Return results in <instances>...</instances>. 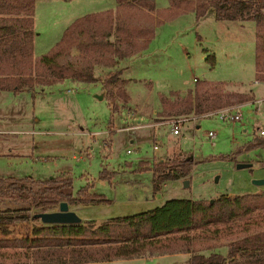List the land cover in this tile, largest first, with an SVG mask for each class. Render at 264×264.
<instances>
[{
	"label": "rangeland",
	"instance_id": "obj_1",
	"mask_svg": "<svg viewBox=\"0 0 264 264\" xmlns=\"http://www.w3.org/2000/svg\"><path fill=\"white\" fill-rule=\"evenodd\" d=\"M156 3L158 8L169 6V0H156ZM108 6L110 0H36L37 31L41 32L36 53L50 50L61 38L69 18ZM186 13L158 24V36L147 48L154 51L129 60L128 64L132 63L129 76L138 78L133 82L137 97L124 108L133 111L139 105L151 113L154 107H162L160 94L194 87L195 76L214 81L232 79L226 88L255 93L253 99L239 102L243 103L241 120H224L216 113L198 120L186 119L180 135H174L167 132L169 126L156 122L185 115L163 117L159 112L160 117L146 116L139 123L134 118L136 113L130 112L133 120L122 117L119 111L113 114L100 80L61 81L44 91L2 90L0 176L32 175L38 179L71 176L75 191L94 181L93 190L104 193L111 201L75 203L70 208L83 220L94 219L96 224L112 216L132 214L145 206L160 205L167 198L214 199L226 192L234 195L264 189V183L254 182L264 179V144L243 149L236 158L222 157L253 142L256 136H261L259 128L264 126V103L259 105L255 101L264 97V82L255 80L256 32L217 31L213 7L197 21L196 16L193 19ZM208 54L215 55L213 64L206 60ZM100 69L97 76L103 74ZM68 88L74 91L67 92ZM234 104L237 103L231 105ZM137 124L143 126L135 132L125 128ZM209 130L216 133L213 139L208 135ZM178 155H191L200 160L187 177L189 184L185 185V178L169 180L159 195H154L153 172L145 167ZM238 162L252 165L239 168ZM104 168L115 174L102 178L100 172ZM8 198L14 197L0 196V205ZM259 228H264V222L254 225L252 230ZM234 233L232 236L222 233L220 239L212 236L189 244L177 233L163 238L165 244L153 248V253L162 254L149 258L104 259L109 246L98 243L33 248L32 257L21 260L32 264L35 261L39 264H190L191 252L187 251L216 242L217 248L225 252L227 243L239 234ZM176 251L182 252L166 254ZM147 253L148 250L144 255Z\"/></svg>",
	"mask_w": 264,
	"mask_h": 264
},
{
	"label": "trees",
	"instance_id": "obj_2",
	"mask_svg": "<svg viewBox=\"0 0 264 264\" xmlns=\"http://www.w3.org/2000/svg\"><path fill=\"white\" fill-rule=\"evenodd\" d=\"M115 1V8L90 11L75 18L49 51L35 56L36 0H0V89L44 91L66 79L100 80L112 113L122 112L131 96L120 60L147 49L158 24L188 11L202 17L210 7L219 20L255 21V76L264 81V0H169L166 8H158L156 0ZM207 60L213 64L215 55L208 54ZM96 66L105 69L100 76L95 75ZM226 85L227 81L204 78L197 79L185 95L177 90L169 95L162 93L160 114L200 118L215 109L254 97V93L230 90ZM263 144L264 136H256L245 147L222 157L236 158L243 149ZM198 161L191 155H178L145 167L153 172V194L166 181L190 176ZM114 174L106 168L100 172L102 178ZM93 187L94 181H89L75 191L71 176L52 175L46 179L32 175L0 176V196L28 197L33 208V238H0V247L24 246L28 258L30 246L41 249L101 243L109 246L104 259L133 258L144 256L146 250L148 255L153 254L154 247L165 244L163 238L177 233L189 244L212 236L220 239L222 233L232 236L237 231L238 236L227 243L225 252L217 248L216 242L190 250V264H264V228L252 230L254 225L264 222V190L234 195L226 192L213 202L204 198H167L153 208L112 216L100 224L90 218L80 223H44L36 215L58 209L61 201L69 204L111 201ZM11 218L12 215L0 212V224ZM22 258L3 259L0 264H32Z\"/></svg>",
	"mask_w": 264,
	"mask_h": 264
},
{
	"label": "crops",
	"instance_id": "obj_3",
	"mask_svg": "<svg viewBox=\"0 0 264 264\" xmlns=\"http://www.w3.org/2000/svg\"><path fill=\"white\" fill-rule=\"evenodd\" d=\"M116 5H117V3H116L115 0H110V6L105 7L103 9H100V10H95V11H101V10H105V9H108V8H115ZM186 14H191L193 19L196 16L194 11H188ZM204 16H202V17H197L196 16L195 19L197 21V20L203 18ZM77 17H74V18H71V19L69 18V20H66L65 28ZM214 19H215V22H214L215 27H216V24L218 26L217 27L218 28L217 31H256V23H255L254 20H219L215 16H214ZM37 28L38 27H37L36 8H35V14H34V29L36 31V33L34 35V54H35V56L40 55V54L36 53L37 43H38V40H39V36L41 35V32L37 31ZM65 28H64V30H65ZM157 36H158V33L156 32V35H155V37L152 40L150 45L153 44V42L156 40ZM152 51H154L153 48H152V50H151V48L149 50L145 49V50H143V51H141V52H139V53H137V54H135V55H133L131 57H128V58L120 60L119 65L121 67H124V71H123L122 76L127 79L126 80V88H127V91L129 92V94L131 96L130 104L132 102H134L135 98L137 97V90H136L135 84L133 82H134V80H137L138 78L134 77V76H129V72L132 69V63L128 64V62H129V60L131 58H133L135 56H142L146 52L149 53V52H152ZM207 57H208V55H206V60H207ZM126 61H127V63H126ZM123 62H125V65H122ZM99 68H101L103 72L105 71V69L103 67L96 66V68H95V75L96 76H97V71H98ZM195 77L199 78L198 76H195ZM70 80H72V79H66L64 81H70ZM255 80H256V82H262V81L257 80V79H255ZM232 81H234V80L230 79L229 81H227V83L229 84ZM195 82L196 81L194 80V84H195ZM190 88H193V87L191 86ZM190 88H188V89H190ZM188 89H184V90L172 89V90H177V91L180 92L181 95H185L186 91ZM2 90L13 91L11 89H0V91H2ZM66 90H67V92H72L71 90H69V88L66 89ZM30 91H35V90L31 89ZM251 91H252V89H251ZM13 92H15V91H13ZM15 93H18V92H15ZM161 110H162V107H159V105H158V107H154L152 112L150 113V111L145 112L143 107H139V105H136V107H135V109H133V111H128V110H126L124 108L123 111L121 112V116L124 117V115H125L126 118L128 117L130 120H133L134 115H136V117H134L136 119V121L139 122V123H143L144 118L146 116L147 117L153 116V118H155L156 116L160 117L157 114ZM130 112L131 113H136V114H134L132 116V114ZM155 120H157V119H155ZM155 120H153V121H155ZM148 122L151 123V121H149V120H148ZM192 123H193V121H192ZM147 124H149V123H147ZM182 124H183V122L180 123V130H182V127H181ZM195 125L197 127L199 126V124L196 123V122H195ZM167 130H168L167 132H171L174 135H180V133H181V132L178 133V134L173 133L171 131L170 127ZM0 131H3V130H0ZM146 160H148V159H146ZM166 183H167V181L164 184H166ZM259 190L260 189H258L256 191H259ZM261 190H264V189H261ZM159 193H160V191L157 193L156 196H158ZM229 194L233 195L232 193H229ZM164 201L162 200V203ZM2 202H4V203H2L3 206L0 205V212L8 213L9 215H12V218L8 219V220H5V222L0 224V238H5V237H7V238L29 237L30 239H32L33 238V234H32L33 221L31 219V214H32L33 208H32L31 203H30V198H28V197H14V198L3 199ZM141 205L144 206L145 204H141ZM153 207H155V206H152V207H150V206L146 207L145 206V208H142L141 210H139L137 212H140V211L146 210V209H150V208H153ZM133 213H136V212H133ZM24 215H26V216H24ZM120 215H125V214H120ZM30 245H31V242H30ZM29 248L30 249H29L28 253L30 254V258H31L32 257V252H33V246H30ZM179 252H182V251L166 252V254L167 253H179ZM189 252L190 251H187V253H189ZM26 254H27V248L24 247V246H21V245L0 247V260L12 259V257H16V258L24 257L25 258ZM158 254H162V253H158ZM158 254L157 253H153L151 255H144V256H140V257L149 258V257H154L155 255H158ZM189 254L191 255V253H189ZM133 258H135V257H133ZM119 259H123V258H119ZM35 264H39V263L37 261H35Z\"/></svg>",
	"mask_w": 264,
	"mask_h": 264
},
{
	"label": "built area",
	"instance_id": "obj_4",
	"mask_svg": "<svg viewBox=\"0 0 264 264\" xmlns=\"http://www.w3.org/2000/svg\"><path fill=\"white\" fill-rule=\"evenodd\" d=\"M194 79L197 80V77H195ZM69 90L74 91V88H69ZM255 101H258V103L260 105V104L264 103V97L256 99ZM242 105H243V103H239V104L237 103L234 105H227V106L221 107L219 109H216L213 112H208L205 115L208 116V115H211L213 113H216L219 115L220 118H222L224 120H232L233 122H235V121L241 120V118H242ZM186 119L196 120L197 116L191 115L189 117H187V116H185V117H180V116L171 117V118H168L166 120L157 121L156 123H161L164 126H169L173 133L178 134L181 131L180 130V123L185 121ZM140 126H143V125L137 124L135 126H125V128L127 130H132L133 132H135L136 129L139 128ZM259 133H260V135L264 136V126H261L259 128ZM208 135L210 136L211 139H213L216 136V133L213 130H209ZM155 148H157V149L159 148L158 143L155 144Z\"/></svg>",
	"mask_w": 264,
	"mask_h": 264
},
{
	"label": "water",
	"instance_id": "obj_5",
	"mask_svg": "<svg viewBox=\"0 0 264 264\" xmlns=\"http://www.w3.org/2000/svg\"><path fill=\"white\" fill-rule=\"evenodd\" d=\"M103 97V94L101 95ZM251 163L238 162L237 166L239 168L251 166ZM255 183L263 184L264 179H255ZM185 185L189 184V179L185 178ZM213 202L214 199L212 198ZM37 216L41 218L44 223H80L83 218L73 209L70 208L68 201H61L58 209L52 211H41L36 213Z\"/></svg>",
	"mask_w": 264,
	"mask_h": 264
}]
</instances>
